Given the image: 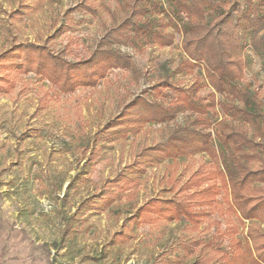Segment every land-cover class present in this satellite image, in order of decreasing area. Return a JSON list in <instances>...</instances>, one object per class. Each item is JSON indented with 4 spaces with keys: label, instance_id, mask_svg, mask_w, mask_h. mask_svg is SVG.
<instances>
[{
    "label": "rangeland",
    "instance_id": "1",
    "mask_svg": "<svg viewBox=\"0 0 264 264\" xmlns=\"http://www.w3.org/2000/svg\"><path fill=\"white\" fill-rule=\"evenodd\" d=\"M81 1L0 0V55L33 42L69 60L87 59L107 28L122 20L129 0L93 1L95 15L70 13ZM204 1L213 7L220 2ZM155 12L151 18L160 28L168 19L164 11ZM206 19H214L213 10ZM166 30L175 34L172 46L121 47L131 57L130 69L112 70L96 87L70 94L33 73L0 67V264H230L233 256L238 262L246 259L238 243L245 242L249 228L264 232V223L239 222L226 202L214 158L204 153L149 164L141 156L191 114L133 127L122 121L137 96L163 104L175 98L170 87L157 96L152 87L158 84L187 88L198 83L204 103L213 92L202 66L181 71L187 59L183 34L174 26ZM244 56L249 63L239 86L264 104V59L251 46ZM216 100L226 98L217 94ZM209 117L213 132L223 119L238 124L225 118L219 105ZM202 177L209 180L193 185ZM215 183L219 194L213 204L199 207L206 214L198 223L155 212L154 219L143 222L140 210L150 200L180 198Z\"/></svg>",
    "mask_w": 264,
    "mask_h": 264
},
{
    "label": "trees",
    "instance_id": "2",
    "mask_svg": "<svg viewBox=\"0 0 264 264\" xmlns=\"http://www.w3.org/2000/svg\"><path fill=\"white\" fill-rule=\"evenodd\" d=\"M93 1L98 0L81 1L70 13L95 15ZM163 1L129 0L122 20L107 28L87 59L69 60L64 53L28 42L3 52L0 67L33 73L49 80L60 93L70 94L80 87H96L112 70L130 69L131 57L121 47L172 46L175 34L166 28L174 26L183 34L182 49L187 56L181 71L204 68L207 83L213 89L208 102L199 98L198 83L187 88L162 83L152 87L154 93L162 96L170 87L176 95L174 99L163 104L144 95L137 96L125 107L122 121L129 127L162 124L189 112L191 117L185 124L177 126L162 141L144 148L141 156L149 164L204 153L211 156L217 161L216 173L227 191L226 202L239 222L264 223V104L249 88L239 86L249 63L244 56L247 47L251 46L264 59V0H220L215 7L204 0ZM153 10L166 13L168 22L160 28L155 27L151 18ZM208 10L214 11L212 21L206 19ZM217 94L226 100L217 101ZM217 105L225 118L238 124L223 119L220 128L211 131L213 123L209 115L211 111L215 113ZM208 180L202 177L193 185L199 187ZM218 194L215 183L180 198L152 199L140 210L143 222L154 219L151 212H155L164 219L198 223L206 214L199 207L213 204ZM238 244L244 246L246 259L238 262L233 256L230 264H264L263 231L249 228L245 242Z\"/></svg>",
    "mask_w": 264,
    "mask_h": 264
}]
</instances>
